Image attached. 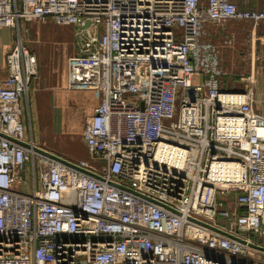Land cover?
Returning <instances> with one entry per match:
<instances>
[{"label": "built area", "instance_id": "obj_1", "mask_svg": "<svg viewBox=\"0 0 264 264\" xmlns=\"http://www.w3.org/2000/svg\"><path fill=\"white\" fill-rule=\"evenodd\" d=\"M45 19L74 25L76 53L97 68L82 138L101 168L28 136L38 59L20 22ZM229 21L251 23L234 89L221 67L234 36L215 43L207 29ZM260 21L264 6L232 0H0L13 42L0 72V264H264ZM125 66L132 95L114 79Z\"/></svg>", "mask_w": 264, "mask_h": 264}, {"label": "rangeland", "instance_id": "obj_2", "mask_svg": "<svg viewBox=\"0 0 264 264\" xmlns=\"http://www.w3.org/2000/svg\"><path fill=\"white\" fill-rule=\"evenodd\" d=\"M20 24L22 38L37 53L38 59V69L30 81V90L24 101L28 136L43 149L101 168V162L92 157L82 138L85 122L92 110L87 93L95 89L89 81L94 82L97 78L96 66L74 53L73 34L68 33L73 30L72 26L71 30L70 26H65L67 24H59L52 19L21 21ZM4 32L3 40H9L10 30L5 29ZM0 49L5 53L9 51H6V45ZM125 68L120 70L118 67L114 79L115 82L122 80L127 86V94L132 95L135 91L134 77ZM224 78L232 82L237 79L235 76ZM73 84L83 85L85 95L68 94L67 88Z\"/></svg>", "mask_w": 264, "mask_h": 264}, {"label": "crops", "instance_id": "obj_3", "mask_svg": "<svg viewBox=\"0 0 264 264\" xmlns=\"http://www.w3.org/2000/svg\"><path fill=\"white\" fill-rule=\"evenodd\" d=\"M232 1H234L238 5V7L241 9H258L261 6H264V0H232ZM65 26H70V27L72 26L73 30L71 27L72 31L68 33L73 34L75 30V26L74 25H65ZM250 28H251V23L247 21H229L225 25L224 29H222L221 27L215 26V25H211V24L208 25L207 27L208 32L210 33V38L215 43H218L219 41H221L222 37L225 34L231 33V35L234 36L233 45L231 47L224 48L221 52V67L225 72L222 80H223V84L227 88H230V89L235 88V85L237 84L236 81L239 80L238 79L239 75L244 73L247 70V67L249 65L248 52L250 49V43H249ZM5 29L8 30V28L0 29V47H2L3 45H6V51H7V49L9 50L11 49L13 42L11 38V33L8 35L9 40H3ZM254 34L256 37H258L256 52L260 57L257 63V71H258V78H259L258 85H257V92L261 98H264V21H260L256 25ZM73 40H74V36H73ZM4 54H5V50L1 51L0 49V72L1 73H5L6 71ZM38 55H40L39 52H38ZM233 76L237 78L234 82L229 81L226 78H224V77H233ZM80 80H84V79L80 78ZM67 89H68V94H71L73 96H77V95L79 96L81 94L85 95L84 90L86 91L83 85L74 86V84L68 86ZM77 92H80V94H78ZM58 94L60 95V92ZM87 94H88L89 99L91 100L90 104L92 105V110H91V113L89 114L90 116L93 112L94 106L98 103L100 99V94L97 89H92ZM259 108L262 111H264V104L259 103Z\"/></svg>", "mask_w": 264, "mask_h": 264}, {"label": "water", "instance_id": "obj_4", "mask_svg": "<svg viewBox=\"0 0 264 264\" xmlns=\"http://www.w3.org/2000/svg\"><path fill=\"white\" fill-rule=\"evenodd\" d=\"M87 24H88V22H85L84 26H86ZM36 148L45 151V150L42 149V148H39V147H36ZM45 152H46V153H49L48 151H45ZM50 154H51V153H50ZM55 156L58 157L60 160L66 162V163L73 164L72 161H70V160H68V159H66V158H64V157H62V156H59V155H55ZM81 168H82V167H81ZM82 169L85 170V171H87V172H90V173H92V174H95L94 172H92V171H90V170H88V169H86V168H82Z\"/></svg>", "mask_w": 264, "mask_h": 264}]
</instances>
